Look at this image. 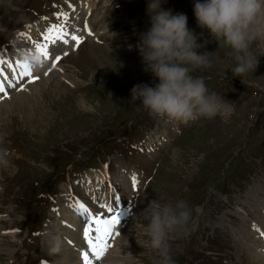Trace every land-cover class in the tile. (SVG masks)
Segmentation results:
<instances>
[{"label": "rangeland", "instance_id": "1", "mask_svg": "<svg viewBox=\"0 0 264 264\" xmlns=\"http://www.w3.org/2000/svg\"><path fill=\"white\" fill-rule=\"evenodd\" d=\"M43 1L0 0L3 58L18 55L21 47L29 49L15 37L20 10L32 6L37 11ZM95 1L97 14L87 23L98 17L105 28L101 43L85 41L80 54L67 59L65 71L61 66L50 77L52 82L45 85L39 80L37 86L27 88L30 99L24 104L9 97L0 101V146L8 149L10 161L0 168V215L5 218L0 219V264L50 261L43 240L58 229L66 245L59 240L58 250L62 246L63 251L75 252L77 244L72 241L82 243L76 232L65 229L58 213L60 203L67 207L69 200L74 203L75 197H82L73 179L89 167L112 174L117 168L125 169L116 173L137 179L131 198L119 210L122 229L117 230L116 248H110L105 264H118L116 255L128 264H153L157 255L148 245L143 217L153 200L184 201L193 209L190 235L170 236L174 264H264L254 250L260 234L250 233L253 222L264 226V194L252 201L258 202L256 210L242 206L244 197L250 201L252 187L264 192V40L251 48L258 60L256 70L243 78L233 76L230 69L236 61L231 49L198 26L193 11L196 0H161L162 9L187 16L188 27L203 45L198 54L209 52L210 65L192 74L204 78L218 103V113L211 120L189 125L167 122L138 108L139 101L131 102L134 85L158 83L144 71L137 47L141 33L151 26L148 0ZM115 176L117 190L126 192L129 186ZM106 182L104 176L100 183ZM110 184L111 188L114 181ZM97 212L108 215L102 209Z\"/></svg>", "mask_w": 264, "mask_h": 264}, {"label": "clouds", "instance_id": "2", "mask_svg": "<svg viewBox=\"0 0 264 264\" xmlns=\"http://www.w3.org/2000/svg\"><path fill=\"white\" fill-rule=\"evenodd\" d=\"M150 28L141 33L137 47L144 71L151 73L158 83L149 86L136 84L131 89V102L139 101L153 118L189 125L201 119L211 120L217 114L215 94H209L202 76L192 73L210 65L209 52L198 54L203 47L197 34L188 27L187 16L173 14L161 8V0H148ZM194 15L202 29L212 38L231 49L236 61L233 76L243 78L258 65L252 54L253 43L264 40V0H196ZM262 55V54H261ZM21 62L33 71L44 68L45 61L36 48H20ZM8 149L0 146V168L9 166ZM193 209L184 201L161 204L153 200L144 210V228L149 247L156 253L153 264H174L169 254L172 234L187 237ZM59 245L51 249L58 251Z\"/></svg>", "mask_w": 264, "mask_h": 264}, {"label": "bare ground", "instance_id": "3", "mask_svg": "<svg viewBox=\"0 0 264 264\" xmlns=\"http://www.w3.org/2000/svg\"><path fill=\"white\" fill-rule=\"evenodd\" d=\"M95 1V0H94ZM94 1H92V2H90V3H86V2H82L83 3V6H82V8H81V6H77V13H76V17H78V18H82L83 20H84V23H85V28H86V30L88 31V30H90L91 29V27L89 26V24L87 23V21H88V15H89V13H90V10L92 9V8H94V5H95V3H94ZM96 2V1H95ZM93 16H91V18H92ZM97 16H95L94 18H93V20L92 21H96L97 20ZM89 20H91V19H89ZM104 23H106V27H110L111 25H110V23L108 22V21H104ZM104 30H105V28H103V27H101L100 28V31H99V33H101V32H104ZM33 36H35L34 34H32ZM30 36L29 35H25L24 36V39H26V38H29ZM4 54H5V51L4 50H2V52H0V55H3L4 56ZM72 56V55H71ZM56 57H58L57 56V54H55L54 55V58H53V60H52V62H51V64H50V67H49V71L47 72H38V73H36V75H39V80L40 81H42L45 85L46 84H48L51 80H50V77L52 78L53 76H54V74L60 69V66H59V64H57V60H56ZM74 58V57H73ZM6 73H8L7 71H6ZM1 76V75H0ZM67 76V75H66ZM68 77V76H67ZM64 78V77H63ZM5 80V78H4V75L1 77V81H4ZM63 80V79H62ZM37 82V81H36ZM52 82V81H51ZM56 84H59V85H62L59 81H56L55 82ZM23 85L22 86H17L16 88H11L10 90H7V91H9L11 94L10 95H8V97H9V99L8 100H10V101H12V102H15L16 104H24V100H28V99H30L29 97H27V94H28V90H27V88L29 87V86H32L33 88L35 87V86H37L38 84H39V82H37L36 84H33V82H30V80H25L23 83H22ZM73 84V83H72ZM71 84V85H72ZM75 84V83H74ZM73 84V85H74ZM41 85V84H40ZM59 87V86H58ZM21 88H23V90H20ZM31 88V87H30ZM39 88H41V87H39ZM60 88V87H59ZM62 89H67L65 86L62 88ZM31 90V89H30ZM24 92H27V93H25L24 94ZM33 92H35L33 89L31 90V94L33 93ZM57 99V98H56ZM5 100V99H4ZM14 100V101H13ZM2 102V101H1ZM66 102V101H65ZM81 102V101H80ZM26 104H28V102H25ZM218 104V103H217ZM2 106L4 105V104H1ZM15 106V105H14ZM220 107V106H219ZM221 107L224 109V110H227L228 109V107H225V106H223L222 104H221ZM220 107V108H221ZM221 108V109H222ZM25 109V108H24ZM58 110V109H57ZM28 111V110H27ZM217 113H218V111H217ZM222 114V113H221ZM225 114V113H224ZM215 122V121H214ZM214 122H211V121H209V122H207V123H209V124H211V123H214ZM217 122V121H216ZM212 130H213V128H211ZM183 136V135H182ZM178 168V167H177ZM119 170H117L116 172H118ZM113 173L111 176H110V174L109 173H107V172H102L100 169H93V170H91V169H86V171L84 172V174L81 176V177H79L75 182H74V184H76L77 185V187H78V189L79 190H81L82 191V195L84 196V195H86V194H89V190H91V191H93V190H95V192H91V196L93 197V198H97V197H99L100 199H101V201L103 202V201H105V204L103 203V205H109V204H111V207H112V205L114 204V205H116V206H120L121 205V203H122V200L123 199H130L131 198V192H130V189H135L134 187H133V183H131L132 182V177H133V175L131 176V178L129 179L126 175H124V173ZM115 174L120 178V183H125L126 185H127V187H128V190L126 189V192H125V190L124 189H120V190H117V185H116V182H115ZM106 177L107 178V180H109V181H114V185L115 186H112L111 188L109 187V185H110V183L111 182H109V184H108V188L107 187H105V188H103V187H101L100 186V183H99V181H102V179H103V177ZM110 176V178H108ZM125 176H126V178L127 179H125ZM91 177V180H90V182H89V178ZM129 180V182L131 183V184H127V181ZM62 185V184H61ZM89 185V188L87 189V186ZM221 186H222V184H221ZM259 186V185H258ZM261 189V188H260ZM263 190V189H262ZM121 191V192H120ZM125 192V193H124ZM253 192H254V190H251V192H250V194H248V200H252V199H254V194H253ZM106 193V194H105ZM226 193V192H225ZM111 194V195H110ZM109 195H110V197H109ZM63 197H65V195H63ZM104 197V198H103ZM111 197H113L114 198V200L111 198ZM116 197H119V199L117 200L116 199ZM142 199H143V197H142ZM75 200L77 201V206L75 207V208H71L70 207V204H73L70 200H69V204H67V207H66V205L64 206V204L63 203H60V207H61V211L59 210V213H58V215L60 216V217H62L63 218V222H64V225H65V229L66 230H70V232H76L77 234H78V230H79V228H80V219H81V217H80V214H82V212H80V211H78V206H79V204H81V203H83L82 201H81V199H78V197H76L75 198ZM102 202H101V204H102ZM218 203V202H217ZM260 203V202H259ZM59 204V203H58ZM58 204H57V206H58ZM246 205V204H245ZM261 205V204H260ZM56 208V207H55ZM59 208V207H58ZM68 208H70V209H68ZM105 209H107V207H104ZM119 210L121 209V208H118ZM139 210H140V208L138 209V212H139ZM264 210V209H263ZM90 212H91V210H90ZM92 213V212H91ZM88 215V214H87ZM138 215H139V213H138ZM0 219H5V218H2V216H0ZM64 219H65V221H64ZM69 223V224H68ZM67 224H68V226H69V229H67L68 228V226H67ZM85 224V223H84ZM72 229H74V230H72ZM226 229V228H225ZM125 232V231H124ZM59 233H61V230L59 231V229L56 231V232H54V234H52V235H49L48 236V238H44V240H43V247H44V249H43V251H45V253H46V255L48 256V257H51L50 259L53 261V262H50V261H45V263L44 264H66V263H70V264H79V262H76L77 261V257L79 256V255H81V253H82V251H88L89 253H90V251L87 249V247H86V245L83 243V241H82V239L80 238V236H79V234H78V238H79V240H80V242L82 243L81 245H78V243H77V241L75 242L74 240L72 241V243H74L75 245H76V250H75V252H76V254H75V252L74 253H72L71 251H68V252H66V251H63L64 249H65V247H64V249H62L63 247L61 246V251H56L55 253H53L52 251H51V249L53 248V247H55V245L57 244V243H61V244H63V245H65V238L63 239V238H61L60 236H58V234ZM67 233V232H66ZM69 233V232H68ZM116 233H117V231L115 232V235H116ZM16 234V233H15ZM91 234V233H90ZM249 237V236H248ZM18 238H19V234H18ZM49 240L52 242V244L51 243H47V242H49ZM60 240V241H59ZM248 240V239H247ZM59 241V242H58ZM68 241H69V239H68ZM114 241H115V239H114ZM71 242V241H70ZM241 242V241H240ZM66 246V245H65ZM84 246V247H83ZM88 246V245H87ZM233 246V245H232ZM257 247H256V249L258 250V244L256 245ZM116 248V247H115ZM113 249V248H112ZM118 250V249H117ZM260 251H261V248L259 249ZM254 251V250H253ZM111 253V252H110ZM260 253V252H259ZM115 254V253H114ZM261 254V253H260ZM106 255H107V251H105V253L103 254V257H102V259H101V262L103 261V259H104V261H105V257H106ZM123 255V254H122ZM250 255V254H249ZM110 255L108 254V257H109ZM263 256V255H262ZM46 257V256H45ZM116 258H117V263L118 264H128V262H127V260H125L123 257H120V255H116ZM48 259V258H47ZM76 259V260H75ZM74 260V261H73ZM129 260V259H128ZM54 261H56V263H54ZM110 261V260H109ZM113 261H114V259H113ZM101 262H100V264H101ZM130 264V263H129Z\"/></svg>", "mask_w": 264, "mask_h": 264}, {"label": "snow or ice", "instance_id": "4", "mask_svg": "<svg viewBox=\"0 0 264 264\" xmlns=\"http://www.w3.org/2000/svg\"><path fill=\"white\" fill-rule=\"evenodd\" d=\"M60 26L58 25H52L48 29L49 35L44 36V40L47 41L50 39V36L53 32H58L57 39L62 40L63 43L67 44L68 40L64 38L66 34H60L59 33ZM71 39L76 42L77 46L81 42V37L72 34ZM56 41L53 40V43ZM35 48L40 53L41 56H43L45 59L49 57V51H48V45L46 43H36ZM60 57H56V60L58 61ZM5 61L3 60V56L0 55V65H3ZM9 67H11V64H8ZM17 66L21 67L23 70L19 73L21 78H31L30 82H35L39 79L37 76H33L31 70L27 67V65L23 64L20 61H17ZM13 74H15V68H13ZM0 75H4L5 79H8L7 73L5 72L4 67L0 66ZM11 87L15 88L16 85H12ZM20 90H23L21 88ZM0 98H7L8 97V91L3 86V83L0 82ZM132 183L133 187L135 188L137 184V179L135 176L132 177ZM118 200L119 197H116ZM101 207H107V213L108 215L101 216L99 214H92L90 212V209L85 206V204L81 203L78 206V211L82 213L88 214V220L86 222V227L84 228V239L87 241L88 248L91 251V255L95 256L97 260H99L106 249L109 247V245L106 243V241L110 238L112 235V229L115 228L119 223V209L118 207L114 210L111 206L102 205ZM93 225H95V232L98 233V235L93 238L90 233L93 231ZM83 264H93L92 259L90 258L88 251H82L81 253Z\"/></svg>", "mask_w": 264, "mask_h": 264}]
</instances>
